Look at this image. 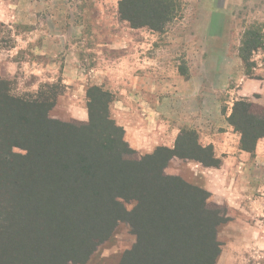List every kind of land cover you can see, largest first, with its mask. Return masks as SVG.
Here are the masks:
<instances>
[{
	"label": "rangeland",
	"instance_id": "obj_1",
	"mask_svg": "<svg viewBox=\"0 0 264 264\" xmlns=\"http://www.w3.org/2000/svg\"><path fill=\"white\" fill-rule=\"evenodd\" d=\"M49 1L37 0L39 3ZM120 1L52 0L53 22L69 23L65 30L72 42L70 50L78 57L70 61L66 55L69 57L71 53L60 52V67L74 61L78 72L83 74L98 64L104 66L127 54L136 53L141 59L147 57L155 65V70L149 69L148 73L144 68H138V60L130 58L125 62L129 69L132 65L136 69L129 70L124 77L129 83V91L134 92L131 83L148 76L149 89L142 87L135 94L155 107L157 118L160 115L162 120L166 119L178 128L176 140L179 136L182 139L176 154L183 157L188 150L189 155L209 163L210 151H200L195 142L207 147L205 144L212 140L220 146L217 153L220 165L226 163L228 156L240 149V134L229 123L234 103L243 100L252 103L256 110L264 107V0H141L154 8L156 4H168L166 12L156 7L155 16L142 14L134 20L151 23L156 29L132 28L122 18ZM45 12H42L43 22L50 23ZM96 23H105V26L101 28ZM22 72L18 69L12 76H0V81L4 82L0 84V93L6 89L15 99L54 102L48 117L62 123H86L89 95L98 92L97 89L107 91L113 101L126 90L125 84H116L121 79L116 71L102 74L101 85L94 84L95 78L90 84L82 82L83 86L76 87L72 82L66 84L69 77L60 74L51 83H42L35 90H30L35 84L33 78ZM117 85L119 88L116 89ZM94 106L93 110L99 108ZM138 107L144 108L141 112L149 118V107ZM82 111L87 114L85 120L81 118ZM109 117L113 119L110 107ZM1 125L4 127L3 120ZM151 130L154 129L146 124L141 139H150L154 134ZM2 132L5 130L0 128V134ZM224 132L228 134L223 139ZM135 135L139 137L137 132ZM116 136L121 134L117 132ZM156 148L150 152L131 149L137 156H144L152 154ZM212 151L214 155L213 148ZM12 153L23 155L25 151L14 147ZM247 157L238 159L249 169V172H243L239 168L236 180L240 182L234 184L233 177L228 179L224 173L219 187H201L193 164L197 163V168L202 164L193 159L173 157L164 168L165 175L180 178L208 192L207 203L223 213L226 221L217 229L220 254L215 264H264V155L258 157L252 152ZM235 164L226 165L230 168ZM125 206L132 210L134 204L130 202ZM135 241L129 225L120 223L111 239L96 250L87 264H118L121 255L130 250Z\"/></svg>",
	"mask_w": 264,
	"mask_h": 264
},
{
	"label": "trees",
	"instance_id": "obj_2",
	"mask_svg": "<svg viewBox=\"0 0 264 264\" xmlns=\"http://www.w3.org/2000/svg\"><path fill=\"white\" fill-rule=\"evenodd\" d=\"M151 5L119 3L132 28L156 29L134 22L142 14L155 16L156 7L168 8L165 2ZM97 91L89 95L83 124L49 118L54 102L15 99L6 89L0 93L5 130L0 134V264H87L124 222L136 241L118 264H215L223 213L207 203L209 194L201 187L164 174L173 157L218 167L212 147L195 142L200 151H210L209 163L188 150L177 155L182 136L172 149L157 147L137 156L109 117L111 94ZM95 104L99 108L93 110ZM229 123L240 134L242 151L254 152L264 139V107L256 110L238 100ZM14 147L25 153H12ZM130 202L132 210L125 206Z\"/></svg>",
	"mask_w": 264,
	"mask_h": 264
},
{
	"label": "crops",
	"instance_id": "obj_3",
	"mask_svg": "<svg viewBox=\"0 0 264 264\" xmlns=\"http://www.w3.org/2000/svg\"><path fill=\"white\" fill-rule=\"evenodd\" d=\"M52 3V0L49 3H39L37 0H0V76H12L16 70L21 69L24 75L33 78L32 80L35 84L32 85L30 90H35L42 83H51L60 74L64 77H69V80H66V84L72 82L76 87L83 86L82 82L90 84L95 78L97 81L94 84L101 85L100 79L103 78L100 76L102 74L107 75L110 71H116L115 74L121 77L116 84H125L126 87L124 89L126 90H122L116 100L110 105V112L116 124L122 127L125 141L132 149L137 151L150 152L160 145L172 149L179 132L178 128H175L170 121L166 119L162 120L164 118L160 115L157 118L155 116L157 114L155 107L144 102L139 95L135 94V91L138 92L142 87L149 89V77L145 76L147 78H141L140 80H136L135 83H131L134 86V92L129 91V83L124 79L126 74H129V70H136L134 69V65L129 69V66L125 63L130 58L131 60H138V63H136L138 68H144L147 73L149 69L155 70L153 61L147 57L141 59V55L138 57L135 53L133 55L127 54L126 56H121L113 62L109 61L104 66L98 64L90 68L87 73L86 71L83 72V74L78 72L80 70L74 61L68 66L60 67V52L64 51V55L71 53L72 55H69V57L66 55L69 60L73 58L76 60L78 57L75 55L74 50H70L72 42L68 40V35L65 30L67 28L66 26H69V23L53 22L55 12L52 9ZM44 10H46L44 14L49 17L50 23L43 22L42 12ZM96 24L101 28L105 26V23ZM97 38L101 40L100 35ZM81 75L83 78H80ZM117 88H119L118 85ZM132 100H134V103ZM138 106L149 107L150 115H147L149 118H146V113L141 112L144 108L140 110ZM86 117L87 114H84L82 111V120H85ZM146 124L154 129L151 130L154 134L150 139L146 138L148 140H143L141 136L145 132ZM136 132L139 137L135 135ZM227 134L228 132H224L222 138L224 139V136ZM205 145L212 146L215 158L220 159L218 157L220 155L217 154L220 151L218 149L220 146L217 142L209 140ZM236 150V153L228 156L226 163H222L218 167L208 168L199 165L197 168L198 164H193L196 168V178L201 180V187H219V183L222 182L221 177L224 173L228 175V179L233 177L232 182L234 184L240 182L239 179L236 180L238 170L242 169L243 172H249V169L247 168V164L244 162L239 163V160L248 158V152L240 149ZM254 152L258 157L264 155V139H259L256 142ZM231 162L236 164L234 167L228 168L226 164H230ZM216 181H219L218 184H216Z\"/></svg>",
	"mask_w": 264,
	"mask_h": 264
}]
</instances>
